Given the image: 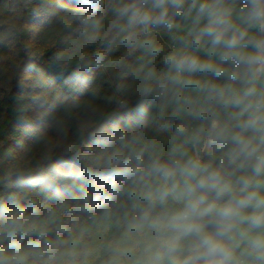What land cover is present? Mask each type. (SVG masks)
Listing matches in <instances>:
<instances>
[{"label": "clouds", "instance_id": "1", "mask_svg": "<svg viewBox=\"0 0 264 264\" xmlns=\"http://www.w3.org/2000/svg\"><path fill=\"white\" fill-rule=\"evenodd\" d=\"M58 22L79 99L28 89L0 264H264V0H66Z\"/></svg>", "mask_w": 264, "mask_h": 264}, {"label": "trees", "instance_id": "2", "mask_svg": "<svg viewBox=\"0 0 264 264\" xmlns=\"http://www.w3.org/2000/svg\"><path fill=\"white\" fill-rule=\"evenodd\" d=\"M66 0H0V171L15 161L35 156L32 133L42 125L32 103L40 88L51 102L78 100L64 85L55 56L72 34L58 22ZM36 17H39L37 19ZM23 84L21 90L19 85ZM105 91H110L104 86ZM58 114V113H57Z\"/></svg>", "mask_w": 264, "mask_h": 264}]
</instances>
